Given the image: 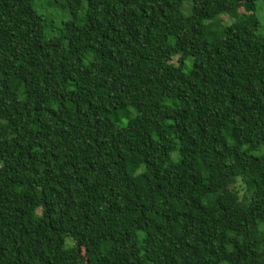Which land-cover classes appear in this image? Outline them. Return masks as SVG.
<instances>
[{"label": "trees", "instance_id": "16d2710c", "mask_svg": "<svg viewBox=\"0 0 264 264\" xmlns=\"http://www.w3.org/2000/svg\"><path fill=\"white\" fill-rule=\"evenodd\" d=\"M256 1L0 0V264H264Z\"/></svg>", "mask_w": 264, "mask_h": 264}, {"label": "rangeland", "instance_id": "374dc122", "mask_svg": "<svg viewBox=\"0 0 264 264\" xmlns=\"http://www.w3.org/2000/svg\"><path fill=\"white\" fill-rule=\"evenodd\" d=\"M33 8L42 16L47 36L58 34L63 23L70 17L68 10H64L60 0H33ZM255 13L260 22L259 33L264 35V0L256 1ZM173 60L175 62L176 58H173Z\"/></svg>", "mask_w": 264, "mask_h": 264}]
</instances>
